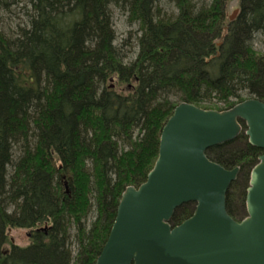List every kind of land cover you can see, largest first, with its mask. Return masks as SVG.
I'll return each mask as SVG.
<instances>
[{
  "label": "trees",
  "instance_id": "16d2710c",
  "mask_svg": "<svg viewBox=\"0 0 264 264\" xmlns=\"http://www.w3.org/2000/svg\"><path fill=\"white\" fill-rule=\"evenodd\" d=\"M227 1L0 0V264H95L122 192L145 182L179 103L264 102V0H238L233 20ZM13 6L23 20L4 29ZM113 10L136 26L120 42ZM243 132L206 151L239 168L226 194L236 222L231 200L245 204L264 154ZM193 210L177 208L171 225ZM20 229L25 247L9 240Z\"/></svg>",
  "mask_w": 264,
  "mask_h": 264
},
{
  "label": "water",
  "instance_id": "95a60500",
  "mask_svg": "<svg viewBox=\"0 0 264 264\" xmlns=\"http://www.w3.org/2000/svg\"><path fill=\"white\" fill-rule=\"evenodd\" d=\"M242 126L248 144L264 151V102L247 99L224 111L179 103L145 182L122 192L95 264H264V154L250 171L239 222L226 210L239 168L226 170L206 156ZM188 203L192 215L172 226L175 210Z\"/></svg>",
  "mask_w": 264,
  "mask_h": 264
},
{
  "label": "rangeland",
  "instance_id": "374dc122",
  "mask_svg": "<svg viewBox=\"0 0 264 264\" xmlns=\"http://www.w3.org/2000/svg\"><path fill=\"white\" fill-rule=\"evenodd\" d=\"M238 5H239L238 0L227 1L226 8H225L227 17H230L235 10H238ZM113 11H114L113 17H112L113 27L115 30L117 42H120V40H122L125 37L126 32L135 30L136 26L128 25L125 14H121L117 10H113ZM165 11L167 13H170V12H173L174 14L176 13L172 6H168V7L165 6ZM5 16H6V19L4 21V26H5L4 29H6V26H9V25L11 26L10 22H12L13 27L14 25L20 23L23 20L24 14L21 9H19L16 6H13L11 7V9H9V13H5ZM127 49H128L127 47L125 46L123 47L124 54L127 53ZM253 50L258 53L262 51V45L260 41L259 42L254 41ZM108 84H111L110 87L111 86L113 87L114 82L112 81V79L109 80ZM208 106L209 105H202L201 107L206 108ZM236 199L237 198H233L231 200V205H233V208H235L234 215L244 218L246 216L245 204L241 205L240 201H237ZM8 233H9L8 235H9V240L11 244H14L20 247H25L29 244V230H24V229L10 230L8 231Z\"/></svg>",
  "mask_w": 264,
  "mask_h": 264
},
{
  "label": "bare ground",
  "instance_id": "6f19581e",
  "mask_svg": "<svg viewBox=\"0 0 264 264\" xmlns=\"http://www.w3.org/2000/svg\"><path fill=\"white\" fill-rule=\"evenodd\" d=\"M166 123V122H165ZM161 132V131H160Z\"/></svg>",
  "mask_w": 264,
  "mask_h": 264
}]
</instances>
